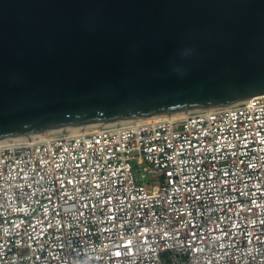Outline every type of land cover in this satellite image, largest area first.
Wrapping results in <instances>:
<instances>
[{
	"label": "built area",
	"instance_id": "obj_1",
	"mask_svg": "<svg viewBox=\"0 0 264 264\" xmlns=\"http://www.w3.org/2000/svg\"><path fill=\"white\" fill-rule=\"evenodd\" d=\"M0 264H264V95L0 146Z\"/></svg>",
	"mask_w": 264,
	"mask_h": 264
},
{
	"label": "water",
	"instance_id": "obj_2",
	"mask_svg": "<svg viewBox=\"0 0 264 264\" xmlns=\"http://www.w3.org/2000/svg\"><path fill=\"white\" fill-rule=\"evenodd\" d=\"M264 95V0H0V141Z\"/></svg>",
	"mask_w": 264,
	"mask_h": 264
},
{
	"label": "bare ground",
	"instance_id": "obj_3",
	"mask_svg": "<svg viewBox=\"0 0 264 264\" xmlns=\"http://www.w3.org/2000/svg\"><path fill=\"white\" fill-rule=\"evenodd\" d=\"M187 113V112H186ZM186 113H174L172 115H162V116H159V117H165V116H178V115H183V114H186ZM157 117V118H159ZM156 118V117H155ZM124 122V121H123ZM117 123H120V122H117ZM115 124V123H114ZM94 127H97V126H83L81 128H78V129H90V128H94ZM78 129H75V130H78ZM75 130H72V131H75ZM60 132V131H58ZM67 132V131H66ZM53 133H57V132H44V133H41V134H37V135H32V136H28V137H18V138H14V139H6V140H1L0 141V146H6V145H9V144H12V143H16V142H19V141H22V140H25V139H35V138H41V137H45L47 135H51Z\"/></svg>",
	"mask_w": 264,
	"mask_h": 264
}]
</instances>
